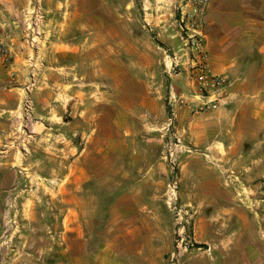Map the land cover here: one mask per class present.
I'll list each match as a JSON object with an SVG mask.
<instances>
[{"label": "rangeland", "instance_id": "obj_1", "mask_svg": "<svg viewBox=\"0 0 264 264\" xmlns=\"http://www.w3.org/2000/svg\"><path fill=\"white\" fill-rule=\"evenodd\" d=\"M110 2L107 11L113 17L115 32L102 47L103 63L95 69L88 67L69 89L79 98L76 110H87L92 115L109 107L124 109L127 123L123 139L112 143L119 148L113 149L115 155L109 156L104 180L83 185L77 197H58L55 192L65 183L61 176L68 171L69 161L85 153L86 139L78 131L82 119H72L66 111L56 119L46 116L47 102L43 97L52 88L36 78L27 85L12 86L20 89L24 97L14 114L9 115L8 143L0 147L2 154H9V181L0 188H9V213L0 217V253H9L13 258L9 264L57 262L67 247L60 244V237L71 206L77 209L74 217L79 224L78 235L89 240L87 245L71 246L72 252L96 251L106 233L108 238H114L111 247L115 252L146 255V259L139 260L141 264H206L212 261L217 247L198 241L194 226L197 210L233 205L234 197L220 196L214 190L242 188L251 183L238 176L236 179L229 168L198 144L199 134L193 131L199 124L212 122L210 113L214 110L206 107L207 102L193 79L192 60L197 53L190 50L181 30L188 22L184 19L182 23V16L184 13L190 16L191 7L184 0ZM18 7L10 17L18 22L21 30L17 29V33L21 42H25V15L30 6ZM156 14L157 21L153 20ZM43 30L44 26L39 31L41 37ZM45 43L44 39L37 50L24 43L30 60L38 65L43 62ZM20 52L24 49L20 48ZM95 59L101 58L94 54L92 60ZM13 60L10 50V61L0 60V65L9 72ZM92 60L88 66L93 64ZM104 72L116 75L108 81ZM0 91H9V76L5 85H0ZM68 137L71 140L67 144L64 139ZM88 151L95 162L100 158L93 156L97 149ZM240 171L244 172L242 168ZM44 176L53 179L45 181ZM239 177L244 179L243 174ZM256 184L260 195H253V199L256 206H262L264 185ZM199 189L209 193L199 195ZM125 192L130 195L120 201L121 208L132 206L134 210L128 219H135L138 225L139 221L150 225L147 232L133 229V235L139 233L135 239L117 238L116 235L125 232L116 229L117 224L127 226L125 214L110 210ZM238 198L240 204L246 201L244 197ZM110 224H115L111 225L113 229ZM229 227L220 229H225V235L229 236ZM218 230L213 229L205 238L220 236ZM180 237L184 240L182 244Z\"/></svg>", "mask_w": 264, "mask_h": 264}, {"label": "crops", "instance_id": "obj_2", "mask_svg": "<svg viewBox=\"0 0 264 264\" xmlns=\"http://www.w3.org/2000/svg\"><path fill=\"white\" fill-rule=\"evenodd\" d=\"M28 4L29 0H0V20L5 26L1 37L9 41L14 59L9 64V72L0 65V85H5L9 76V91H0V147L8 143L9 115L14 114L24 97L20 89L12 86L27 85L33 78L48 85L52 90L43 97L47 102L46 116L51 118L52 115L56 119L66 111L72 119H82L78 131L86 139L85 153L69 161L68 171L61 176L65 183L55 192L58 197H77L83 185L105 179L109 156L114 154L113 149L119 148L112 143L123 139L127 123L124 109L109 107L105 112L97 111L92 115L87 110H76L75 102L79 98L69 89L72 81L81 79L80 75L83 76L88 67L95 69L103 63L102 47L108 44L106 38L115 32L113 17L107 11L112 2L41 0L46 48L40 65L30 60L31 54L17 33L18 22L10 17L18 6ZM151 14L150 17L153 16ZM157 15L153 20H158ZM200 33L208 70L212 76L224 77L227 87L221 104L210 113L212 122L199 124L193 131L199 134L198 144L229 168L236 179L251 183L242 185V188L214 190L220 196L234 197L235 204L199 208L194 222L197 239L200 243L217 247L211 255L212 261L208 260L206 264H260V260L262 264L264 205L256 206L257 201L253 198L260 195L256 183L263 182L264 185V0H210ZM20 48L24 52L21 53ZM94 54L101 58L100 61L92 60ZM25 56L28 58L24 59ZM89 60L93 62L90 66L87 65ZM104 75L110 81L116 74L104 72ZM70 140L68 137L64 142L68 144ZM91 149H97L93 156L100 158L96 162L88 151ZM239 174H243L244 179ZM50 177L42 179L49 181L53 179ZM8 181L9 154L4 155L0 151V188L7 186ZM208 193L199 189V195ZM128 195V192L123 193L110 210L125 214L127 226L119 227L117 224L116 229L125 230L124 234L116 235L117 238L135 239L139 233L136 231L138 235H133V229L147 232L150 225L147 221H139L138 225L135 219H128L131 218L128 214L134 210L132 206H124L122 210L120 203L122 199L127 200ZM238 197H244L246 201L240 204ZM67 210L69 218L64 222L60 244L70 247H66L57 262L51 264H129L130 261L141 264L139 260L146 259L144 254L115 252L111 247L114 238H108L106 233L100 242L101 248L96 251L72 252L71 246L87 245L89 240L78 235L79 224L74 217L77 209L71 206ZM2 213H9V188L0 190V217ZM111 225L115 224H110L113 229ZM221 226H230L229 236L225 235V229H220ZM215 228L219 229L220 236L206 239L205 236ZM12 259L9 253H0V264H9Z\"/></svg>", "mask_w": 264, "mask_h": 264}, {"label": "built area", "instance_id": "obj_3", "mask_svg": "<svg viewBox=\"0 0 264 264\" xmlns=\"http://www.w3.org/2000/svg\"><path fill=\"white\" fill-rule=\"evenodd\" d=\"M186 6L191 7V15L186 16L184 13L181 22L187 19L184 24V30H181L186 35V44L190 45V50L197 53V58L192 60V75L193 79L199 86V93L207 102L206 107L210 110H215L223 99V94L227 87L226 79L222 76H212L208 70L206 56L201 42L200 28L203 25V18L210 0H184ZM30 8L26 12L24 30L25 45L31 50H37L39 45H42L44 37H41L40 29L44 26L45 18L42 12L41 0H29ZM5 26L0 20V60L3 62L10 61V46L9 41L5 37H1V32ZM40 42V43H39ZM206 93V95H203ZM171 122L168 123L170 127ZM184 242L180 237V244ZM180 254L178 246L177 256ZM174 259V255L172 256Z\"/></svg>", "mask_w": 264, "mask_h": 264}, {"label": "trees", "instance_id": "obj_4", "mask_svg": "<svg viewBox=\"0 0 264 264\" xmlns=\"http://www.w3.org/2000/svg\"><path fill=\"white\" fill-rule=\"evenodd\" d=\"M205 246L203 245H197V248H204Z\"/></svg>", "mask_w": 264, "mask_h": 264}]
</instances>
